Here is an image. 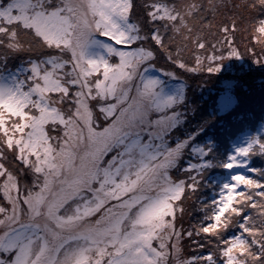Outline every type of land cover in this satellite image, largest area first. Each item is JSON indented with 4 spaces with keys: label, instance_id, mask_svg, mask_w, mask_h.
<instances>
[{
    "label": "snow or ice",
    "instance_id": "snow-or-ice-1",
    "mask_svg": "<svg viewBox=\"0 0 264 264\" xmlns=\"http://www.w3.org/2000/svg\"><path fill=\"white\" fill-rule=\"evenodd\" d=\"M256 156L264 0H0V264H264Z\"/></svg>",
    "mask_w": 264,
    "mask_h": 264
},
{
    "label": "rangeland",
    "instance_id": "rangeland-1",
    "mask_svg": "<svg viewBox=\"0 0 264 264\" xmlns=\"http://www.w3.org/2000/svg\"><path fill=\"white\" fill-rule=\"evenodd\" d=\"M259 79H260V77L257 76V80H259ZM193 86H195V85H193ZM197 91H199V90H197ZM253 162L258 167L259 166H264V160H261L259 156H256V158L253 157ZM205 195L206 194L200 195V198L204 199ZM207 195H210V194H207ZM196 202H197V207H196V210L194 212H192V210H191L192 202H189V206L187 208V215H185L184 220H183V225H184L185 228H188L191 225V223H195L196 224L200 220V218L198 219V218L195 217V213L196 212L197 213H201V211H200V203H199V201H196ZM201 215H202V213H201Z\"/></svg>",
    "mask_w": 264,
    "mask_h": 264
},
{
    "label": "trees",
    "instance_id": "trees-1",
    "mask_svg": "<svg viewBox=\"0 0 264 264\" xmlns=\"http://www.w3.org/2000/svg\"><path fill=\"white\" fill-rule=\"evenodd\" d=\"M196 207H197V202H195V203L192 202V204H191V210H192V212H194L196 210ZM195 217L199 219L201 217V213H197L196 212L195 213ZM191 224H195V223H191Z\"/></svg>",
    "mask_w": 264,
    "mask_h": 264
}]
</instances>
